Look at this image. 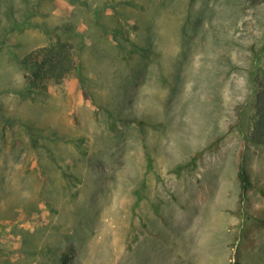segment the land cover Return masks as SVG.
I'll list each match as a JSON object with an SVG mask.
<instances>
[{
    "label": "rangeland",
    "instance_id": "obj_1",
    "mask_svg": "<svg viewBox=\"0 0 264 264\" xmlns=\"http://www.w3.org/2000/svg\"><path fill=\"white\" fill-rule=\"evenodd\" d=\"M263 36L250 0H0V264H264ZM49 45L73 68L30 100Z\"/></svg>",
    "mask_w": 264,
    "mask_h": 264
},
{
    "label": "trees",
    "instance_id": "obj_2",
    "mask_svg": "<svg viewBox=\"0 0 264 264\" xmlns=\"http://www.w3.org/2000/svg\"><path fill=\"white\" fill-rule=\"evenodd\" d=\"M254 4H262L264 0H250ZM250 56L254 64L264 60V36L261 46L257 49L251 47ZM72 54L68 49L61 46L49 45L29 53L25 56L20 64L23 67L27 82L23 88L22 95L30 100H36L47 94V87L50 81H61L64 76L68 75L74 62ZM250 82L254 86V95L251 105L254 110V117L251 122L248 133V142L252 144L264 145V65L258 67L249 73ZM10 123L4 122L2 131L9 129ZM236 178L240 189V198H244L246 192L254 188L249 173L245 167L244 156L239 158L236 168ZM264 226V220L258 221ZM62 264L65 260L61 258ZM232 264H242L237 256L234 257Z\"/></svg>",
    "mask_w": 264,
    "mask_h": 264
}]
</instances>
